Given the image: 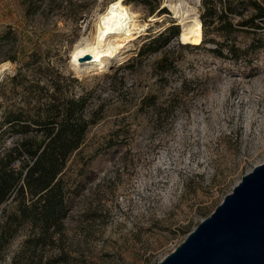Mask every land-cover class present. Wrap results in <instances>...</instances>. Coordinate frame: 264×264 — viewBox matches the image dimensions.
<instances>
[{
  "label": "rangeland",
  "instance_id": "rangeland-1",
  "mask_svg": "<svg viewBox=\"0 0 264 264\" xmlns=\"http://www.w3.org/2000/svg\"><path fill=\"white\" fill-rule=\"evenodd\" d=\"M115 1L0 0V115L23 92L13 76L45 84L39 66L72 75L78 94L93 95L98 121L65 177L85 182L65 222L67 264H159L264 163V53L253 70L236 67L205 49H181L179 35L161 51L140 55L171 26L183 32L175 11L195 9L202 18V0H126L137 18L122 39L125 48L109 68L74 70L76 43L93 38ZM214 26L209 39L216 38ZM166 54L175 70L163 76L157 64ZM77 161L90 163L83 175ZM30 231L27 225L19 232L0 264H12ZM58 254L41 253L43 262Z\"/></svg>",
  "mask_w": 264,
  "mask_h": 264
},
{
  "label": "trees",
  "instance_id": "trees-1",
  "mask_svg": "<svg viewBox=\"0 0 264 264\" xmlns=\"http://www.w3.org/2000/svg\"><path fill=\"white\" fill-rule=\"evenodd\" d=\"M202 6L204 32L188 37L179 33V26H171L144 44L140 55L148 49L161 51L180 35L181 49H205L217 59L253 70L264 53V0H202ZM210 25H215L216 38H208ZM242 36L249 40L247 46H241ZM174 64L166 54L157 70L170 75ZM44 69L36 68L46 79L44 85L26 84L19 73L11 78L15 89L20 86L23 92L0 115V148L5 149L0 157V253L25 226L31 227L12 264L68 263L65 222L85 182L65 177L72 160L83 154L89 131L98 121L97 112L91 110L93 95L77 93V78ZM14 138L18 140L7 148L6 141ZM79 163L83 175L90 163L77 161L74 166ZM46 248L59 254L43 262L41 253Z\"/></svg>",
  "mask_w": 264,
  "mask_h": 264
},
{
  "label": "water",
  "instance_id": "water-1",
  "mask_svg": "<svg viewBox=\"0 0 264 264\" xmlns=\"http://www.w3.org/2000/svg\"><path fill=\"white\" fill-rule=\"evenodd\" d=\"M159 264H264V163Z\"/></svg>",
  "mask_w": 264,
  "mask_h": 264
},
{
  "label": "bare ground",
  "instance_id": "bare-ground-1",
  "mask_svg": "<svg viewBox=\"0 0 264 264\" xmlns=\"http://www.w3.org/2000/svg\"><path fill=\"white\" fill-rule=\"evenodd\" d=\"M125 1L112 2L100 16L97 32L93 38L81 39L76 43L71 55V65L75 71L83 73L96 65L100 69L109 68L111 57L116 56L117 52L121 53L125 48V42L122 39L134 32L130 30L137 18V15L126 6ZM175 17L184 33L196 36L202 32L203 24L195 9L175 11ZM135 27L137 25H134L133 30H139ZM83 62H88L89 67L85 69L87 66L84 67ZM7 69L8 67H5L3 71Z\"/></svg>",
  "mask_w": 264,
  "mask_h": 264
}]
</instances>
